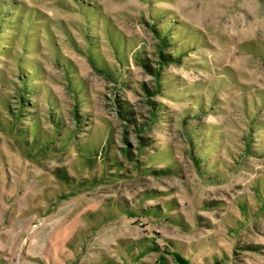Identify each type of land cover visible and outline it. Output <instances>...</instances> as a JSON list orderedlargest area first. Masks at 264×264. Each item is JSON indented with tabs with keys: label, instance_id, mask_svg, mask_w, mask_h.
<instances>
[{
	"label": "rangeland",
	"instance_id": "1",
	"mask_svg": "<svg viewBox=\"0 0 264 264\" xmlns=\"http://www.w3.org/2000/svg\"><path fill=\"white\" fill-rule=\"evenodd\" d=\"M44 223L59 264H264V0H0V233Z\"/></svg>",
	"mask_w": 264,
	"mask_h": 264
},
{
	"label": "crops",
	"instance_id": "2",
	"mask_svg": "<svg viewBox=\"0 0 264 264\" xmlns=\"http://www.w3.org/2000/svg\"><path fill=\"white\" fill-rule=\"evenodd\" d=\"M43 225L46 228L32 232L25 225L11 226V231L5 228L0 233V264H59L48 256L52 239L46 223ZM23 234H26L25 239ZM22 241L25 243L22 253L15 254Z\"/></svg>",
	"mask_w": 264,
	"mask_h": 264
},
{
	"label": "trees",
	"instance_id": "3",
	"mask_svg": "<svg viewBox=\"0 0 264 264\" xmlns=\"http://www.w3.org/2000/svg\"><path fill=\"white\" fill-rule=\"evenodd\" d=\"M161 45H162V47H163V46L165 47V41L161 40ZM159 54H160V51H159ZM174 58H175V57H174ZM174 58L171 59V60H174ZM160 59H162L164 63H167V62L169 61L168 56H163L162 54H160ZM145 67H146V66H145ZM146 68L149 70V72H150L153 76H156V78H157V76L159 75V70L152 69V68H149V67H146ZM175 259H176L178 262H180L181 264H185V261L181 258V256H179V255H177V254L175 255Z\"/></svg>",
	"mask_w": 264,
	"mask_h": 264
}]
</instances>
